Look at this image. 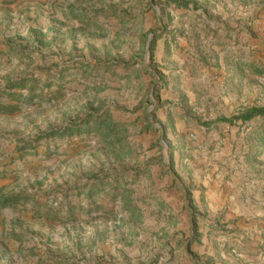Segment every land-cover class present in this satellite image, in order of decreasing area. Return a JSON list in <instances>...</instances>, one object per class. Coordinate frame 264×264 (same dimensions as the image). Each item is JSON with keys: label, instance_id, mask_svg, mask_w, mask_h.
Wrapping results in <instances>:
<instances>
[{"label": "rangeland", "instance_id": "obj_1", "mask_svg": "<svg viewBox=\"0 0 264 264\" xmlns=\"http://www.w3.org/2000/svg\"><path fill=\"white\" fill-rule=\"evenodd\" d=\"M254 107L264 0H0V264H264ZM160 183L238 184L173 237Z\"/></svg>", "mask_w": 264, "mask_h": 264}, {"label": "crops", "instance_id": "obj_2", "mask_svg": "<svg viewBox=\"0 0 264 264\" xmlns=\"http://www.w3.org/2000/svg\"><path fill=\"white\" fill-rule=\"evenodd\" d=\"M237 184L238 183H160V185L157 186L158 191L156 198L161 205H164V210L160 209L159 211H155V214L161 219H171L173 221L170 233L172 232V236L174 237L175 232L181 230L180 226L182 220H192L198 216L214 218L216 214H218V208L221 209L220 206L224 204ZM182 190L186 191L185 195L189 196V194H191L193 196L191 199L195 208L187 207L185 210L182 209L180 200ZM139 194L143 195L145 191ZM198 205H202L204 208L200 211L196 208ZM207 206L211 210L205 211ZM141 213L147 216L149 211L144 208ZM97 252L100 253L101 250L97 249ZM103 252L105 254L108 252L111 253V250L104 249ZM127 252L128 264H133L135 259L137 260L139 256L138 251L136 249H127ZM145 259L148 260L147 257Z\"/></svg>", "mask_w": 264, "mask_h": 264}, {"label": "trees", "instance_id": "obj_3", "mask_svg": "<svg viewBox=\"0 0 264 264\" xmlns=\"http://www.w3.org/2000/svg\"><path fill=\"white\" fill-rule=\"evenodd\" d=\"M177 6L181 7V6H186L189 3L187 2H176L175 3ZM256 117H264V108H250L248 110H246L245 112L241 113L240 115H238L237 117H233L232 119H220L216 122H221V123H226V124H231L232 121H242V122H248L250 120H252L253 118Z\"/></svg>", "mask_w": 264, "mask_h": 264}]
</instances>
